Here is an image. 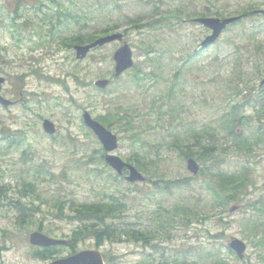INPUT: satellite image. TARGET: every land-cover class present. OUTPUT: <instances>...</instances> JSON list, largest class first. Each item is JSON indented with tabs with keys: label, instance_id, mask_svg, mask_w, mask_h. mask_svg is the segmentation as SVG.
Returning a JSON list of instances; mask_svg holds the SVG:
<instances>
[{
	"label": "rangeland",
	"instance_id": "374dc122",
	"mask_svg": "<svg viewBox=\"0 0 264 264\" xmlns=\"http://www.w3.org/2000/svg\"><path fill=\"white\" fill-rule=\"evenodd\" d=\"M257 1L261 3L259 8H262L264 0ZM120 2L121 9L131 15L140 13L142 9L136 0ZM239 2L229 0L230 16L236 15L234 11L244 5L242 0ZM49 4L53 5L49 0H0V19L3 20L0 23V47H8L7 57L17 59V55L24 53L21 48L26 49V46L34 45L35 50L32 53L26 51V54L38 57L34 65L51 77L65 81L64 84L51 80H39L35 76L26 83L24 89L36 94V102L31 111H24L19 107L0 108V118L5 123V129H22L25 136V143L20 148L13 146L15 149L4 151L6 154L1 150L6 146V140L0 141V184H5L8 196H17L15 187L20 188L24 182L22 178L30 173L28 177L37 182L44 201H47L36 200V204L40 205L41 209H39L43 211L45 223L53 230L50 236L63 239L78 223L69 217L67 211H64L62 216L60 213L54 215L52 213L53 198L84 202L117 197L123 199L128 206L121 218L122 221L131 222L136 228L152 230L158 229L152 221L159 217L151 213L157 209V202L166 205L182 201L198 202L209 217L201 220L202 223L194 222L188 228L174 226L169 229V233L165 232V234L163 229H158L160 236L151 241L152 244L157 245L156 248L134 241L106 242L103 246L96 248L92 240H86L78 244L73 243L75 252L98 249L101 253L113 257L108 264H150L157 262L163 256L177 259L175 263L170 264H187L183 260V253L190 251L193 254L195 249L192 247L224 244L226 247L222 248V256L227 257L229 264H242L248 260L254 264H264L256 249L249 246L243 238L244 228L241 221L249 215V208L243 210L244 207L241 204L235 211L230 212L231 205L225 210L220 207H206L205 204L210 200L209 193L203 190L200 195V189H185L162 194L154 188L152 181H138L130 184L124 176L117 180L113 179L110 175L114 171H108L103 161L96 159V156L100 155L96 151L101 147L100 143L94 135L88 133L82 121L84 108L94 117L100 112H105L109 106L107 104L109 99L120 96L122 97L120 100L125 102L124 105L136 108L138 111L142 110L143 118L146 120L143 124L150 122L151 125H155L156 123L157 111L151 117L145 115L148 112V103L153 98H157V105L154 106L155 109L162 108L164 119H168L166 110L173 106L177 110L175 116L184 127L189 124L199 126L206 123L217 124L215 121L217 115L230 108L229 102L234 104L241 99L239 95L231 91L233 85L242 86L237 77L244 78L248 87L252 86L257 92L264 91V85L259 84L264 78V31L249 40L247 30L237 25L224 31L211 47L203 50L199 48V44L209 30L199 24L193 26L184 23L181 27L170 31L140 33L137 32L139 29L123 24L116 31L129 30L130 35L125 40L133 50L135 63L146 61L145 52L141 47L147 43L154 44L158 52L166 51L160 61L156 59L155 63L146 62L143 71L150 72L154 67L158 76L152 75L142 83L143 87H140L133 83L129 72L117 78L112 77L114 68L112 55L121 43L111 42L102 47H96L84 59H76L73 47L63 42L65 37L75 33L76 27L71 25L68 32L51 35L49 21L45 20L46 13L50 14ZM14 12L21 15L16 22L21 23L27 17H30L32 22L28 23V28L16 32V37H19V33L22 35L21 46L17 49L16 41L7 31L12 28V18L16 16ZM118 15L114 13V17ZM248 22L249 20H246L244 24L249 25ZM253 44L260 47L258 53L254 51ZM197 49L199 53L190 61H186L188 54ZM157 51L152 55H156ZM237 58L241 60V63L235 68ZM14 67L11 68V72H21V69H17V65L16 68ZM259 70L262 72L258 73ZM176 72H180L179 84L176 85L177 96L169 100L164 95L172 85ZM74 75H77L80 82ZM100 78H109L111 82L106 88L98 89L93 82ZM259 87L263 89L260 91ZM244 88L247 92V88ZM160 96H163V99ZM74 100L78 106L75 105ZM245 111L251 113L252 109L246 107ZM43 118H48L55 124L57 131L54 135H47L43 131L41 126ZM166 125L168 126V123ZM180 132L184 135L182 130ZM119 134H123V137L115 150L117 155L132 158L136 152L143 153L151 150L152 156L158 157L156 168L160 170L159 172H165L168 178L192 176L186 168L185 160L180 158L175 148L165 147L166 150L163 148L160 153H157L158 146L151 147V145L164 144L170 140L167 128L147 127L144 134L148 141L146 144L132 140L126 132ZM22 151L25 152L24 155H21ZM90 153L93 158L88 162ZM229 157L228 163H231L228 167H233L235 155L230 154ZM250 161L254 166L257 181L262 186L259 193H264V145L258 148ZM37 169L42 170L43 175L38 173L35 175ZM1 198L5 199L3 196ZM2 202L4 203L0 205V261L2 264H46L50 261L51 259L36 258L34 255L37 254H33L37 247L31 245L28 240L29 234L35 230L32 228L33 225L18 228L12 219L11 206L6 205V200ZM37 216L42 217L41 212L37 213ZM219 216L225 221H219ZM226 221L231 223L229 227ZM3 232H6L8 236L3 237ZM219 232H223L225 237L216 236ZM231 237L239 238L247 244L246 252L240 260L233 259L228 253L227 241ZM3 239L7 240L6 249L2 247ZM69 254L70 250L63 248L55 258ZM192 256L188 257V261H192Z\"/></svg>",
	"mask_w": 264,
	"mask_h": 264
},
{
	"label": "trees",
	"instance_id": "16d2710c",
	"mask_svg": "<svg viewBox=\"0 0 264 264\" xmlns=\"http://www.w3.org/2000/svg\"><path fill=\"white\" fill-rule=\"evenodd\" d=\"M120 1L67 0L65 2L64 0H49L53 5H48L50 14L46 13L47 19L45 20L49 21L50 34L68 32L69 27L75 25V33L63 39L64 44L72 47L76 44L87 43L100 35L116 31L123 24L139 29L137 31L139 33L142 31H170L181 27L184 23L193 26L198 25L194 21L198 17L214 15L223 18L231 14L228 6L229 0H136L142 9L140 13L136 12L132 15L121 9ZM239 1L237 0V3H240ZM242 2L244 5L234 11L236 15H240V19L230 24L227 29L240 25L241 28L247 30L249 40H251L255 35L264 31V16L252 12L259 8L261 3L257 0H242ZM114 13L119 15L114 17ZM258 18L262 19L259 20ZM246 20H249V25L244 24ZM2 22L3 20L0 19V23ZM25 22L30 23L31 21L27 17ZM25 24L29 27L27 23ZM123 35L127 38L130 35L129 30H123ZM154 47V44L150 43L141 47L145 52L146 61L135 63L133 68L128 71L130 78L137 86L143 87L144 84L142 83L145 80H148L152 75L158 76L154 67L150 72L143 71L146 62L155 63L156 59L160 61L166 52L164 50L158 52ZM199 48L206 50L201 48L200 44ZM253 48L257 53L259 52L260 47L258 45L253 44ZM156 51L158 53L153 56L152 53H156ZM198 53L199 49L188 54L186 61H190ZM240 63L241 60L237 58L235 68L239 67ZM261 72V70L258 71V73ZM179 73L176 72L172 85L164 95L169 100L177 96L176 85L179 84ZM237 80L242 83V86L233 85L231 91L235 95H239L241 99L234 104L229 102L230 108L217 115L215 119L217 124L206 123L201 126L189 124L184 127L178 121L179 118L175 116L177 110L173 106L166 110L168 119H164L162 108L155 109L154 105H157V98H153L148 103V112L145 114L151 117L157 111L155 125H151L150 122L143 124L146 120L143 118L142 110L138 111L136 108L124 105L125 102L120 100L122 98L120 96L112 100L109 99L107 103L109 106L105 112L97 114L95 119L107 129L117 134L126 132L132 140L141 141L144 144L148 142L144 135L147 127L150 129L155 127L167 128L170 140L164 144L151 145V147L158 146L156 148L157 153H160L163 148L166 150L165 147H173L183 161L188 157L194 158L200 165L197 175L168 178L165 172H159L160 170L156 168L158 157L154 158L150 153L151 150L143 153L136 152L132 158L127 157L126 160L133 163L146 176L147 181H152L154 188L162 194L185 189H200V195L203 190L209 193L210 200L205 204L206 207H220L225 210L229 205L242 204L243 210L249 208V215L241 221L244 228L242 231L243 238L249 246L256 249L259 257L264 261V193H259L262 186L257 181L254 166L250 161L258 148L264 145V91L257 92L252 86L248 87L247 82L240 76L237 77ZM78 81L80 82V80ZM244 87L247 88V92ZM262 89L259 87L260 91ZM160 98L163 99V96ZM90 106L92 107V103ZM246 107H251L252 112L247 113ZM181 130L184 135H181ZM87 131L93 135L88 128ZM118 137L121 139L123 134H119ZM5 138L8 139V137ZM13 139L15 138L10 136L6 146L1 149L3 152L17 148H13L11 144ZM96 151L100 153L96 159L102 161V148L99 147ZM4 154L6 153L4 152ZM230 154L235 155V160L232 162L233 167H228V164L231 163H228ZM88 156L90 158L88 162H90L93 158L92 153ZM104 166L109 169L105 164ZM37 173L43 175L42 170H35V175ZM29 174H25V177L22 178L24 182L20 188L15 187L17 196H8L5 184H0V205L3 203L2 201L6 200V205L11 206L12 219L18 228H27L33 225L32 228L35 230L52 235L53 230L45 223L43 211L40 210V205L36 204V200L47 201H44L42 193L37 187V182L32 181L28 177ZM110 176L116 180L120 178L117 175L111 174ZM2 196L5 198L4 200H2ZM52 201L54 206L52 213L54 215L60 213L62 216V213L67 211L69 217L78 223L67 235L70 253L76 250L73 243L78 244L86 240H92L93 246L96 248L103 246L106 242L119 243L125 241L142 242L156 248L157 245L152 244L151 241L160 236V233L157 232L158 229H163L165 234V232L169 233V229L174 226L188 228L194 222L202 223L201 220L209 217L198 202L182 201L171 205L157 202V209L151 213L159 217L152 221L158 229L152 230L136 228L131 222L122 221L121 218L126 213L128 206L123 199L117 197L98 198L84 202L68 201L61 198H53ZM39 212L42 215L40 218L37 216ZM218 220L225 221L220 216ZM226 223L228 227L231 225L228 221ZM5 235L8 236L6 232H3V237ZM218 235L225 237L223 232L216 234V236ZM3 242L2 247L6 249L7 240L3 239ZM225 247L224 244L220 246L211 244L207 247L197 245L192 247L195 249L193 254L190 251L183 253V260L187 264H229L227 257L222 256V248ZM227 249L228 253L232 255L231 257L238 260L237 256L229 248ZM61 251V247L54 246L45 249L37 248L33 254H37L34 255L36 258L52 260ZM102 255L106 264L113 258L106 253H102ZM190 255H193L192 261H188ZM176 261L177 259L163 256L157 262L150 264H170ZM0 264H2L1 261ZM242 264L254 263L248 260Z\"/></svg>",
	"mask_w": 264,
	"mask_h": 264
},
{
	"label": "water",
	"instance_id": "95a60500",
	"mask_svg": "<svg viewBox=\"0 0 264 264\" xmlns=\"http://www.w3.org/2000/svg\"><path fill=\"white\" fill-rule=\"evenodd\" d=\"M264 3V1H263ZM254 13H260L264 15V8L254 10ZM239 16H230L225 18H218L213 16L198 17L194 19L201 26L207 28L210 33L202 40V48L208 47L210 44L214 43L220 34L226 29V27L232 22L236 21ZM114 40H122V34L119 32L108 34L106 36H101L94 40L93 42L87 44L75 45L76 58H84L90 49L96 46H102ZM113 60L115 62V76L119 75L121 72L131 67L133 64L132 51L129 45L124 42L121 47H119L113 54ZM2 78L0 77V83ZM109 83L108 79H98L94 84L98 88H105ZM264 84V79L261 81ZM83 121L87 127H89L92 132L98 137L99 141L102 143L103 148L106 152H111L118 146L117 136L111 131L107 130L101 123L94 120L91 115L85 111L83 113ZM44 130L52 134L55 132V125L45 119L43 121ZM106 163L114 169L118 174L122 173L123 168L128 169V175L126 179L130 182L143 181L144 176L131 164L123 161L119 156L107 153L105 155ZM186 168L189 172L196 175L199 171V164L193 158H188L186 160ZM238 206L233 205L230 208V212L235 211ZM29 241L33 245L38 246H54V245H66V241L62 239H55L44 235L41 232L34 231L30 234ZM228 247L237 255L238 258H243L246 244L239 238L231 237L227 243ZM47 264H105L103 256L98 249H88L82 250L70 256L59 258L53 260Z\"/></svg>",
	"mask_w": 264,
	"mask_h": 264
},
{
	"label": "flooded vegetation",
	"instance_id": "af4514ba",
	"mask_svg": "<svg viewBox=\"0 0 264 264\" xmlns=\"http://www.w3.org/2000/svg\"><path fill=\"white\" fill-rule=\"evenodd\" d=\"M14 25H16V21L12 20L11 26ZM7 31L11 33V35L13 36L12 38H14L13 40L16 41V49L17 47H20V42L22 40L21 37H16V31L13 28ZM21 50H23L24 53L17 55V59L15 57L8 58V47H0V77L2 78V81L0 83V108L2 109L19 107L24 111H31L36 102V94L29 90H24L26 83H28V81L35 76L39 80L46 81H50L51 78V75L43 72L40 67L34 65L36 60H38V57L31 56V54H26V51L32 53V51L35 50L34 45L26 46V49L21 48ZM16 65L17 69H21L20 73H13L10 71L13 66H15L14 68H16ZM76 106H78V103L76 104ZM44 119L45 118L42 119V122ZM4 124L5 123L3 122V119L0 118V141L6 140L7 142V140H10V138H5L8 137L6 132L12 133V137L14 138L24 137L22 129L8 130L5 129ZM16 143L18 142L14 140L11 144L14 145Z\"/></svg>",
	"mask_w": 264,
	"mask_h": 264
}]
</instances>
